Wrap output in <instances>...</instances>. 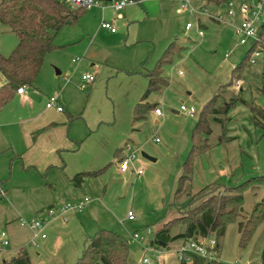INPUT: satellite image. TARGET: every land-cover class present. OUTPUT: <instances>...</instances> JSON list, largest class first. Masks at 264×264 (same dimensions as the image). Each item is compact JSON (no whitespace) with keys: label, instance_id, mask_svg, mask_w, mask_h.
<instances>
[{"label":"rangeland","instance_id":"374dc122","mask_svg":"<svg viewBox=\"0 0 264 264\" xmlns=\"http://www.w3.org/2000/svg\"><path fill=\"white\" fill-rule=\"evenodd\" d=\"M205 1L193 0L196 5ZM178 5L179 0H143L120 13L110 6L104 11L87 9L76 23L65 25L57 34L55 43L62 47L46 55L36 79L42 92H29L26 106L15 97L0 110V134L13 131L16 145L23 147L19 127H8V122L21 115L22 107H29L32 114L43 112L48 99L58 96L66 112L78 117L68 123L67 131L81 142L62 151L61 167L49 171L28 168L21 158L4 153L0 264H75L87 238L100 229L115 230L126 238L129 263L139 264L146 253L143 244L131 240L135 230L149 227L156 233L168 220L182 216L189 200L196 205L202 196L196 194L204 188L203 194L220 197L226 188L264 175V49H256L259 54H251L245 67L234 74L251 45L240 44L229 25L211 17L203 21L209 26L203 37L194 29L186 30L190 16L180 14ZM214 11L209 8L210 14H216ZM104 21L115 25L118 32L103 28ZM176 39L174 60L164 65L169 84L146 99L155 108L160 105L163 115L154 109L146 119L134 121L135 106L148 88V70ZM18 42L17 34L0 22V53L8 56ZM86 73L95 75L92 84L83 83ZM212 98L217 99L212 105L217 111L207 120L209 132H199L204 152L190 164L194 129ZM183 104L194 106L196 116L182 112ZM128 145L136 152L132 165L142 169L141 174L132 168L126 173L120 170ZM56 157L60 159L57 153ZM100 169L103 171L87 177L82 187L73 188L71 178L77 173ZM183 174L190 177L180 184ZM180 185L182 191L177 193ZM66 199L83 202L85 207L70 213L66 222L48 227V237L40 240V247L32 246V232L23 223L39 217L53 202ZM257 204L264 215V184L244 193L236 221L227 224L223 237L211 234L218 244V259L264 264V219L251 238L240 244V224L248 223ZM129 210L135 213L133 221L127 218ZM181 230L177 226L172 234ZM4 232L8 245L3 244ZM183 242H170L165 259L150 264H181L176 249ZM21 250L29 253V262L13 261Z\"/></svg>","mask_w":264,"mask_h":264},{"label":"trees","instance_id":"16d2710c","mask_svg":"<svg viewBox=\"0 0 264 264\" xmlns=\"http://www.w3.org/2000/svg\"><path fill=\"white\" fill-rule=\"evenodd\" d=\"M138 1V0H137ZM217 5H225L231 0H210ZM87 9L84 7H71L66 0H1L0 22L16 33L19 42L11 54L5 56L0 53V71L5 78V83L0 87V110L6 106L18 93L19 88L34 86L45 57L51 51L61 48L55 43L59 31L65 26L76 23L81 14ZM245 58L235 66L233 73L243 69L245 63L256 49H264V21L259 29V40L250 44ZM177 51V39L164 51L155 67L148 70V88L140 102L134 109V121L147 118V115L155 109L156 104L147 102L146 99L152 92H160L169 84L164 77V65L174 60ZM217 99L212 98L205 103L200 114V119L193 133V147L188 157V163H192L195 156L204 152V145L199 132L208 133L207 120L211 113H215L212 105ZM230 107V106H229ZM227 106V110L229 109ZM208 147L206 146V149ZM84 171L77 173L71 181L77 188L82 187L87 177H93L102 172ZM187 174L180 177V184ZM258 184H264V175L250 177L243 182L225 189L223 196L203 194L205 188L196 195H202L201 200L192 205V199L184 207L188 209L182 216L168 220L155 233L153 244L160 243L168 247L169 243L177 239L208 237L216 233L223 237L227 230V224L236 221L239 210L244 202V193ZM182 191L180 185L177 193ZM205 197V198H204ZM255 205L252 217L248 223L240 224V244L246 243L257 226L263 221L264 215ZM180 226L182 230L172 234L173 229ZM129 241L119 232L112 229H100L94 237L87 238L82 255L75 264H130ZM13 261L27 263L30 261L29 253L21 250ZM181 264H228L218 258L208 259L194 255L190 262L181 261Z\"/></svg>","mask_w":264,"mask_h":264},{"label":"built area","instance_id":"2783aa9c","mask_svg":"<svg viewBox=\"0 0 264 264\" xmlns=\"http://www.w3.org/2000/svg\"><path fill=\"white\" fill-rule=\"evenodd\" d=\"M67 3L90 9L93 7L106 8L110 6L114 11L120 12L127 5L138 3L137 0H112L106 2L105 0H66ZM180 11L189 14L190 19L186 22L187 30H195L200 37L205 35L204 19L211 17L215 18L225 24L229 25L234 34L237 36L239 43L242 45L251 44L252 42L259 40V29L264 21V0H253L252 2L243 1L237 3L235 0H231L227 3L226 13L210 14L209 6L204 3L196 5L193 0H182L180 5ZM121 17L120 14H118ZM103 28L110 30L111 32H117V27L111 22L104 21L102 23ZM259 52L255 51L252 55H258ZM229 53L226 54L228 56ZM95 75L86 73L82 76L83 83L89 84L95 80ZM24 88H19L18 92L22 93ZM47 108L56 109L61 112L64 110L58 96H51L47 103ZM180 110L190 117H195L197 109L194 106L181 105ZM155 113L163 115L160 107L155 108ZM136 153V152H135ZM135 153L132 152V148L128 145L125 158L119 163L120 170L127 172L131 168L137 173H143L142 169H136L133 167V160L135 159ZM85 207V203L78 202L77 200H68L60 205L50 206L45 211H41L39 217L32 219L30 222H24L23 224L28 226L32 232L30 243L32 246L40 247L41 239H46L48 234L46 227L57 216H61L65 221L68 220L70 213L81 212ZM127 218L130 221L136 219L135 213L129 210ZM3 240L4 245L9 244V240L6 238L7 234L4 232ZM155 237V232L151 228H146L144 231L137 229L132 234V242H140L143 244L145 256L142 258L139 264H150L152 261L162 262L166 256V250L168 247L160 243L153 244L151 241ZM217 241L213 235L208 237L188 238L184 239L181 246L176 249L178 258L181 261L190 262L194 255L201 256L203 258L214 259L217 258L218 248ZM228 264H240L239 262H232Z\"/></svg>","mask_w":264,"mask_h":264},{"label":"crops","instance_id":"0c3cea01","mask_svg":"<svg viewBox=\"0 0 264 264\" xmlns=\"http://www.w3.org/2000/svg\"><path fill=\"white\" fill-rule=\"evenodd\" d=\"M105 1L111 2L112 0H105ZM141 1L143 0H138V3H140ZM145 1H148V0H145ZM181 1L182 0H179V5L177 8L178 12L180 14L189 15L186 12L180 11ZM204 3H206L209 6V8L213 7V9L217 10V11H214L215 13H222V14L226 13V10H224V7H223L224 5H217L214 2H211L210 0H207ZM225 5L227 6V4ZM93 8L100 9L103 11L106 10L105 8L103 9L100 7H93ZM215 23H220V22L217 21ZM208 27H209L208 23H206L204 25V28H208ZM185 29H186V26H185ZM117 32H112V33L115 34ZM4 83H5V78L1 74L0 87ZM89 84H92V82ZM29 92L41 93L42 91H41V87L39 85L37 86L35 82L34 86H32L31 88L25 87L24 91L22 93L18 92L15 95V97H18L20 101L23 102V104L25 105L29 101V98H30ZM61 104L64 107V110L61 112L57 111L56 109L51 110L47 108L46 106L45 110H43V112L39 114H32V111L28 109L29 107H26V108L22 107L23 111L21 112V115L16 117L12 121H9L7 126L8 127H11V126L19 127L23 135V147H19L18 145H16L14 137H13V133H14L13 131L8 130V132L1 133L0 134V167H1V161H2L1 159L4 153H12L14 158H21L23 163L28 168L38 167L40 169L49 171L50 169L54 167H61L60 166L61 164L59 163H61V161L64 160L62 151L71 150V146H73L74 142L78 144L81 143L79 140H77V138L71 137L70 133H68L67 131L68 123L70 122L71 124V122H73L78 117H76V115H74L71 112H66L65 104H63L62 102ZM158 106L160 107V105ZM176 112L179 113L180 111H176ZM56 153L60 159L56 157ZM64 167H65V161H64ZM122 173H126V172H122ZM73 188L79 189L75 186ZM66 201L68 200L66 199L63 202L55 201L52 203L51 206L60 205V204L65 203ZM64 221L65 220L61 216H57L48 224V226L46 227V232H47L48 227H55L56 225L64 223ZM40 254L41 253L38 252V255Z\"/></svg>","mask_w":264,"mask_h":264},{"label":"water","instance_id":"95a60500","mask_svg":"<svg viewBox=\"0 0 264 264\" xmlns=\"http://www.w3.org/2000/svg\"><path fill=\"white\" fill-rule=\"evenodd\" d=\"M146 157H149V158H151V159H153V160H156V158H153V157H151V156H149L148 154H146L145 152L143 153Z\"/></svg>","mask_w":264,"mask_h":264}]
</instances>
